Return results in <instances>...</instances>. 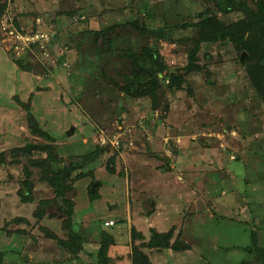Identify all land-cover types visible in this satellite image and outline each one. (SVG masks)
<instances>
[{
    "label": "rangeland",
    "instance_id": "374dc122",
    "mask_svg": "<svg viewBox=\"0 0 264 264\" xmlns=\"http://www.w3.org/2000/svg\"><path fill=\"white\" fill-rule=\"evenodd\" d=\"M210 15L243 17L213 0H0V264L263 263L264 88L229 38L186 66ZM141 65L152 90L124 93ZM27 145L85 175L57 194L37 168L26 177Z\"/></svg>",
    "mask_w": 264,
    "mask_h": 264
},
{
    "label": "trees",
    "instance_id": "16d2710c",
    "mask_svg": "<svg viewBox=\"0 0 264 264\" xmlns=\"http://www.w3.org/2000/svg\"><path fill=\"white\" fill-rule=\"evenodd\" d=\"M214 4L218 11L224 12V13H230L234 11L241 12L243 14V17L229 25H225L223 22L218 20L215 15H210L207 18L202 19L200 21L201 26L203 27V32L196 37L195 45L193 50L188 54V62L186 64L187 67H193L194 65V59H195V52L199 49L201 42H213L217 41L222 38H229L234 41V43L237 45H241L242 49H245L247 52H250L254 56V58L257 60V65L259 66V69H256L255 72L258 73L257 77V84H260L261 88H264V7H260L258 11L253 10L250 6H248L244 1L241 0H213ZM256 3L260 4L262 3L260 0H256ZM144 56L148 57L149 60L153 63H156L159 60V54L155 50H146L144 53H142ZM147 58V59H148ZM140 69H137L134 75L130 76L128 78V89L123 88V92L126 94L130 93V88L132 87L131 82H137V85L135 86V95H143V94H149V89L152 90V85L155 84V80L153 78L154 74L153 72L149 71L147 69V66H143ZM151 69V67H148ZM163 69H166V67H160L158 70L159 72H162ZM164 71V70H163ZM166 76L170 77L169 86L174 87L177 84V77L174 73H169L166 71ZM129 77V76H128ZM149 84L147 89L143 90L144 92L140 91V86H143L144 84ZM261 95L264 94V89L261 91ZM28 126L30 130L33 133L40 134L43 136H48L47 133L42 130L35 118L30 114L28 116ZM32 146V145H31ZM33 147H30V145H27V147L23 148L25 155L28 156V163L29 166L25 167L26 177H28L31 174V171L29 169L31 168H37V172L39 174V179L41 181H45L48 184H50L52 187L55 188V191L57 194L61 195L62 190V184H65L67 181L68 186H70L71 182H73L74 179L85 175L83 172L81 173L79 168L83 167L84 165L81 162H67L64 163L60 161L56 157V155L50 150L48 146L43 145L42 147H38L37 149L44 150L46 153V156L44 158H33L30 155L32 154L30 149ZM97 151H101L100 148L97 147ZM3 157H0V161H2ZM113 164H114V156H111L109 159V162L107 164V169L109 173L113 172ZM73 173L74 176L72 175ZM26 182L31 186L30 181L28 179ZM93 183H91V186ZM98 185H93V188L89 190L90 198L96 199L97 197V189ZM27 195L23 194V198ZM27 200L28 197H27ZM71 210V209H70ZM71 228V227H70ZM160 233V232H159ZM157 232H152V238L149 245H153V243L159 244L158 237L160 234ZM73 238L74 233H72ZM168 238L169 235L167 234L165 237V240L161 241V247L162 248H168ZM253 243L256 244V237H251ZM77 240V239H76ZM2 257H0L1 261ZM264 264V259L263 263Z\"/></svg>",
    "mask_w": 264,
    "mask_h": 264
},
{
    "label": "water",
    "instance_id": "95a60500",
    "mask_svg": "<svg viewBox=\"0 0 264 264\" xmlns=\"http://www.w3.org/2000/svg\"><path fill=\"white\" fill-rule=\"evenodd\" d=\"M57 40V35L56 34H53L52 35V41H56ZM68 133V132H67ZM235 197H236V199H237V201H238V203H239V205H243L244 204V200H243V198L241 197V195H240V193L237 191V192H235Z\"/></svg>",
    "mask_w": 264,
    "mask_h": 264
},
{
    "label": "built area",
    "instance_id": "2783aa9c",
    "mask_svg": "<svg viewBox=\"0 0 264 264\" xmlns=\"http://www.w3.org/2000/svg\"><path fill=\"white\" fill-rule=\"evenodd\" d=\"M105 224L106 225H108V224L111 225V224H113V220L106 221Z\"/></svg>",
    "mask_w": 264,
    "mask_h": 264
}]
</instances>
